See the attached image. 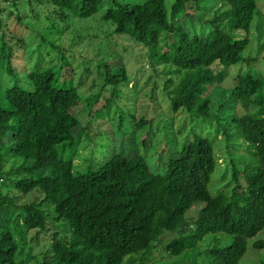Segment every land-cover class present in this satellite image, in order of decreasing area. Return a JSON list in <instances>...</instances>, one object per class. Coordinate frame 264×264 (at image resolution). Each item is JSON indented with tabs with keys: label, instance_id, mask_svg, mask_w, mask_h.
I'll return each instance as SVG.
<instances>
[{
	"label": "trees",
	"instance_id": "1",
	"mask_svg": "<svg viewBox=\"0 0 264 264\" xmlns=\"http://www.w3.org/2000/svg\"><path fill=\"white\" fill-rule=\"evenodd\" d=\"M34 1L40 2L26 0L30 5ZM48 1L54 16L45 17L43 28L31 29L45 49L42 62L45 52L50 64L57 63H37L27 74L29 85L18 81L4 91L5 103L0 102V264H30L35 259L31 254L24 257L21 250L32 230L52 232L45 264H199V259L201 264H243L249 248L253 255L246 264H264V80L247 70L231 89L216 88L206 95L212 85L225 80L224 71L213 70L215 64L226 69L240 63L258 66L257 56L246 58L243 53L255 24L264 18L262 0ZM12 19L13 13L0 17V70L19 76L16 56L26 45L17 28L4 22ZM80 19L107 27L108 38L110 33L125 36L147 49L154 76L168 77L163 91L172 112H187L192 122V137L180 149L141 152L136 137L152 129L143 109L138 114L129 111L130 130L122 114L104 123L113 98L123 104L128 72L126 66L116 68L103 60L109 54L121 55L111 52L106 37L98 39V31L77 29ZM71 31L72 43L88 40L92 47L96 38L100 40L101 59L91 92L81 88L91 73V61L74 67V55H65L64 47H56L50 38ZM106 91L111 94L109 105L94 110ZM240 105L243 116L238 115ZM82 108L92 114L84 127ZM99 118L107 130H100L102 125L92 128ZM101 135L112 141L108 156L89 157L86 166L60 157L59 145L74 146L87 137L94 146ZM236 138L247 144L248 160L243 155H235L238 161L228 157ZM147 144L144 141L145 150ZM218 157H224L222 168ZM218 167L222 178L231 175V180L213 195ZM30 194L33 197L24 202ZM195 206L200 209L194 211ZM15 211L19 213L12 221ZM12 222L23 228L19 239ZM57 224L70 229L69 240L61 239ZM166 231L170 235H163ZM162 235L168 237L161 247L167 259L157 260L154 250Z\"/></svg>",
	"mask_w": 264,
	"mask_h": 264
},
{
	"label": "rangeland",
	"instance_id": "2",
	"mask_svg": "<svg viewBox=\"0 0 264 264\" xmlns=\"http://www.w3.org/2000/svg\"><path fill=\"white\" fill-rule=\"evenodd\" d=\"M12 0H0V9H4V11L0 14L1 19H5V16L8 13H13V19L12 20H4L5 23L9 24V27H16L18 32V35L21 34L22 37L25 40V48L22 50L20 49L18 52V55L16 56L17 59V67L19 69L18 74L19 76H12L7 74L5 71L2 72L0 70V102L5 103L3 100V93L4 91L11 87L14 84H17L18 81L20 84L24 87H27L29 82L27 81V74L32 70L36 68L37 63H41V56L43 55V51L45 49L40 48V44L36 41V39H40L34 30H32V26L38 28L42 27L43 21L46 16H54V8L53 5L48 0H39L34 1L33 4L30 5V3L26 2V0H19L16 5H11L8 2ZM261 1V0H260ZM260 11L264 13V0L260 2ZM32 9H35L36 12H33ZM21 15V19L17 20L16 18L18 15ZM36 14H38L39 20L35 19ZM264 17V16H263ZM93 19H86V20H78L80 21L78 24H76V28H90L92 31H90L91 34H98V39H105L106 35L104 32L107 31V27H101V24L98 21H92ZM75 22V20L73 21ZM260 26L261 33L260 36L256 32V27ZM74 27V28H75ZM253 33L251 34V41L247 49L244 51L243 56L248 58L249 56H257L258 66H250L246 63H240L237 65H234L228 69L224 68L221 65L215 64L213 66V70L216 73L223 72L225 75V80L222 84L218 85H212L209 88V91L206 95H212V91L216 88L219 89H231L235 86V80L237 79V76L239 74L245 73L247 70H250V72H255L257 75L260 76L264 80V18L262 20H258V22L254 26ZM258 30V31H259ZM110 33V30H108ZM84 34H89L88 30L82 31ZM2 33L0 31V40L2 38ZM15 35V34H13ZM74 31L68 32L60 37V35H55L50 37L52 42H54L56 47H64L65 49V55L71 57V55H74V60H72L73 66L78 67L79 64L83 65V63H86L88 61H91V63H87L90 67L91 73L89 74L88 78H85V80L82 81L81 88L83 92H91L93 81L95 78H97V70L95 68V65L99 64L98 61H100L101 58L98 57L100 54L99 49V43H97L100 40H97V38L93 41V44L95 46L88 47L92 42H82L80 39L71 42L74 38ZM10 37V36H9ZM110 43L111 46V52H115L116 50L121 55L117 58L113 57L112 55H107L103 58V60H108V62L113 67H119V66H126L127 72H128V88L125 89L127 92H125V96L122 97L123 104L114 103L110 104L112 111L111 114L105 118L106 125H109V123H112V119L114 114L116 115H125L126 116V123L125 128L129 129L132 117L129 115V111H134V109L137 110V113H140L141 109L144 110V116L146 117L147 121H152V129H145L144 131H139L136 142L138 143V146L142 153H145L146 151L150 155H154L157 151L158 153L165 154L168 151H171L173 148L180 149L182 144L192 137L191 135V125L192 122L190 121L189 114L187 112H180V113H173L171 110V101L169 100L167 93L163 91L164 89V83L167 80L168 77H161L156 78L154 76L156 73L152 71L148 66V59H147V49L143 47L142 45L130 40L128 37L125 36H116L113 33H110V38L106 37ZM49 39V37H48ZM74 44L72 48H70V44ZM105 43V42H104ZM103 43V45H104ZM61 47V49H62ZM55 49V48H53ZM68 49V50H66ZM48 50L52 52V49L48 47ZM63 50V49H62ZM71 50V53H70ZM44 59L43 60V66H52L54 63H49L51 59H49V56L46 55L44 52ZM96 58V60L94 58ZM256 65V62H255ZM148 66V67H147ZM81 67V66H80ZM251 67L253 68L251 70ZM80 76L76 78V86L79 83ZM20 79V80H19ZM175 79V78H174ZM157 82V87L155 89L154 85ZM80 90V89H79ZM81 92V91H80ZM225 92V91H224ZM153 94H155L156 98H153ZM111 97V94L109 92H104L101 98L99 99L98 104L95 105L94 110H98L103 107L104 104L109 105V99ZM85 104L83 105L84 108ZM83 108L80 110L81 114V123L84 126H86L87 121L91 117L90 113L83 110ZM94 113V111L92 112ZM245 113V110L241 107V105L238 107V115L243 116ZM108 115V114H107ZM139 116V115H138ZM140 118V117H139ZM103 121L101 118L97 122L92 123V128L99 127ZM168 123V124H165ZM184 126V132L182 134L179 133V128L181 126ZM108 126L102 125L100 130H107ZM130 130V129H129ZM78 132V129L75 131V133ZM86 132V131H85ZM148 132L153 133V135ZM233 133H236L237 137V131L234 130ZM107 138V137H106ZM219 140L221 137L218 138ZM237 140L232 142L235 147H229V151L231 152L228 157L235 158V155H237V158H240L241 155H243L242 159L248 160V155L245 152V148L247 147V144L243 141L241 138H236ZM148 142L147 149L145 150L144 147V141ZM94 146H91V141L89 139L82 137L80 142L74 146H70L68 143L62 144L58 146V150L60 152V157L64 160L66 159H72L74 161L75 165H78L80 162L84 163L86 166L87 163L85 160H87L89 157L92 156H108L110 151L112 150V141L110 139H105L103 135L98 136L96 138V141H93ZM146 144V143H145ZM236 145H238L236 147ZM156 152V153H157ZM218 155H221L219 151L217 152ZM86 154V155H85ZM233 155V156H232ZM218 163L221 166L220 168L224 167V157H218ZM237 160V159H236ZM238 161V160H237ZM9 166V165H8ZM219 167L217 168L213 180H212V186H211V192L213 195L217 194L218 190L223 189L231 180V175H226L225 178H222V171ZM36 192V191H35ZM33 197V194L27 195L26 198H24V202H28ZM203 206V205H202ZM200 209L199 206H195L193 208L194 211H197ZM193 210L191 211V214H193ZM16 212V211H15ZM19 213L18 211L14 214H12L11 219L12 221L15 220L16 214ZM190 212L188 213V215ZM187 215V217H188ZM191 216V215H190ZM186 217V218H187ZM12 232L15 234L16 238L19 239L22 235L23 228L14 222L10 225ZM55 228L57 229L56 232L59 231L61 239L69 240L71 238L70 235V229L64 228L59 226L58 224L55 225ZM51 234L52 232H40L37 233L36 230H32L30 232H27L26 234V240L23 243V247H21L22 254L24 257H26L28 254H31L32 256H35L34 260H31L30 264H45L48 255V252H50L51 249ZM163 235H170L168 231H166ZM162 235V236H163ZM160 240L154 250V258L157 260H165V254L161 253V247L164 245L168 237L163 236ZM33 240V241H32ZM251 248H249L247 252V261L250 256L253 255L251 253ZM163 255V256H162ZM202 259H199V264H201ZM246 261V262H247ZM243 264H246L245 258L243 259Z\"/></svg>",
	"mask_w": 264,
	"mask_h": 264
}]
</instances>
